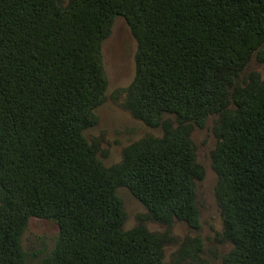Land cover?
Here are the masks:
<instances>
[{
    "label": "trees",
    "instance_id": "1",
    "mask_svg": "<svg viewBox=\"0 0 264 264\" xmlns=\"http://www.w3.org/2000/svg\"><path fill=\"white\" fill-rule=\"evenodd\" d=\"M136 41L133 114L161 138L105 169L83 130L106 81L101 44L116 16ZM264 39V0H0V264H24L29 217L58 225L43 264H162L161 239L122 230L117 186L161 223L198 228L188 124L219 114L213 166L232 244L223 264H264V80L238 85ZM234 108H230V103Z\"/></svg>",
    "mask_w": 264,
    "mask_h": 264
},
{
    "label": "rangeland",
    "instance_id": "2",
    "mask_svg": "<svg viewBox=\"0 0 264 264\" xmlns=\"http://www.w3.org/2000/svg\"><path fill=\"white\" fill-rule=\"evenodd\" d=\"M70 0H61L66 6ZM101 66L106 81L102 102L94 109L93 125L83 130L86 141L105 169L117 171L128 149L142 140L161 138L178 126L174 114H163L156 126L137 118L128 104V90L135 76L136 41L123 16H116L110 33L101 44ZM264 80V39L241 70L238 85L251 78ZM234 108V103H230ZM219 114L207 116L202 126L188 124V138L195 154V204L198 228L172 220H154L145 206L125 186H117L124 213L122 230L142 229L157 235L162 241V264H223L232 247L219 205V179L213 166V152L218 144L216 129ZM58 225L51 219L31 216L21 236L25 251L24 264H43L50 254L58 234Z\"/></svg>",
    "mask_w": 264,
    "mask_h": 264
}]
</instances>
